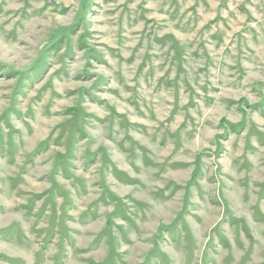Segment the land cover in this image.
I'll use <instances>...</instances> for the list:
<instances>
[{"label": "rangeland", "instance_id": "374dc122", "mask_svg": "<svg viewBox=\"0 0 264 264\" xmlns=\"http://www.w3.org/2000/svg\"><path fill=\"white\" fill-rule=\"evenodd\" d=\"M0 264H264V0H0Z\"/></svg>", "mask_w": 264, "mask_h": 264}, {"label": "trees", "instance_id": "16d2710c", "mask_svg": "<svg viewBox=\"0 0 264 264\" xmlns=\"http://www.w3.org/2000/svg\"><path fill=\"white\" fill-rule=\"evenodd\" d=\"M235 128V127H234Z\"/></svg>", "mask_w": 264, "mask_h": 264}]
</instances>
